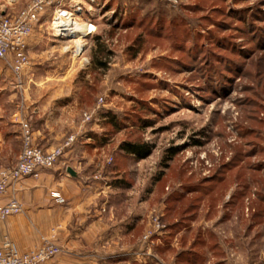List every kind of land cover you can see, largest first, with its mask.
Instances as JSON below:
<instances>
[{
  "label": "rangeland",
  "instance_id": "1",
  "mask_svg": "<svg viewBox=\"0 0 264 264\" xmlns=\"http://www.w3.org/2000/svg\"><path fill=\"white\" fill-rule=\"evenodd\" d=\"M28 1L0 0V10ZM95 2L96 29L81 57L71 56V42L52 40L42 20L30 60L38 74L58 77L51 82L59 88L76 90V122L98 106L87 124L97 136L150 147L139 158L146 191L157 175L163 192L179 194L190 172L199 182L223 163L238 174L264 165V0ZM105 53L106 66L96 67L94 58ZM7 97L3 114L19 106L18 97L11 105ZM10 145L20 152L21 138Z\"/></svg>",
  "mask_w": 264,
  "mask_h": 264
},
{
  "label": "crops",
  "instance_id": "2",
  "mask_svg": "<svg viewBox=\"0 0 264 264\" xmlns=\"http://www.w3.org/2000/svg\"><path fill=\"white\" fill-rule=\"evenodd\" d=\"M40 31L35 26L28 38L29 60ZM38 64L30 60L16 78L0 61V99L7 94L9 105L20 100L8 114L0 106V169L17 159L10 143L21 138L23 122L33 144L44 150L62 145L78 129L76 90L53 84L54 74H38ZM95 127L90 123L51 169L0 195V207L12 198L22 206L20 213L0 218V248L8 240L25 252L48 238L61 251L43 264H264V202L258 204L264 185L246 180L248 191L239 198L243 181L227 174L226 187L203 194L200 204H184L181 219V204L165 202L169 193L159 175L146 191L143 159L100 138ZM193 175L186 177L193 181ZM260 175L264 183V169ZM155 217L163 226L144 239Z\"/></svg>",
  "mask_w": 264,
  "mask_h": 264
},
{
  "label": "built area",
  "instance_id": "3",
  "mask_svg": "<svg viewBox=\"0 0 264 264\" xmlns=\"http://www.w3.org/2000/svg\"><path fill=\"white\" fill-rule=\"evenodd\" d=\"M96 0H29L17 11L6 13L0 10V60L8 65L16 78L29 66L27 41L37 24L44 20L49 34L56 42H71L66 46L73 58H78L84 52L85 40L96 29L92 20ZM175 3L176 0H164ZM88 2V3H87ZM86 16H83V15ZM47 16V17H46ZM81 26V30L77 29ZM99 98V102H102ZM98 106L89 112H83L76 132L70 134L62 145L44 150L33 144L31 131L27 122L22 123L21 150L15 163L0 169V195L9 186L24 177L37 176L39 170L51 169L65 148L70 147L78 135L86 132L87 124L92 120ZM21 204L10 199L0 207V218L20 213ZM154 229L148 230L144 239H148L153 230L163 225L158 217L153 219ZM61 248L48 238H42L39 246L25 252L17 251L6 240L0 248V264H43L58 254Z\"/></svg>",
  "mask_w": 264,
  "mask_h": 264
},
{
  "label": "trees",
  "instance_id": "4",
  "mask_svg": "<svg viewBox=\"0 0 264 264\" xmlns=\"http://www.w3.org/2000/svg\"><path fill=\"white\" fill-rule=\"evenodd\" d=\"M96 51L99 52V54H103V52L105 51V47L102 44H98ZM106 54L104 55V57H99L96 56L94 58V63L95 66L98 68H104L106 66ZM107 116V115H106ZM108 119L114 124H116L115 122V118L114 116H107ZM106 139V138H103ZM119 149L123 150L126 153H130L133 154L134 156L138 157V158H142L145 157L146 155L149 154L150 152V147L146 144H140L137 142H133V141H123L121 142V144H119ZM174 150L170 149L169 151V155L166 157V160H170L172 159L173 155H174ZM263 163L256 164L255 166H248L247 169H244L247 171L248 173V177L246 176V172L245 173H236L233 171L234 165L233 163H223L222 166H220L219 169H217L214 173H212L209 177H203L199 180V182H194L191 181L190 177H187V179L189 180V182L186 181L185 184V189L183 190V192L179 193V194H175V192H170L166 199L165 202L167 204H178L179 202L184 204H200L201 202V197L203 194H209L212 193V190H215L218 185L219 187L225 186L228 184L227 179H226V175L227 174H234L236 179H240L243 181V188L242 190L238 193V197H242L247 191H248V187H249V183H246V180L252 181V182H258V177H260L258 175V173H260L261 170H263L262 168H264V165L262 166ZM167 167V166H166ZM262 177V176H261ZM225 179V180H224ZM223 180L225 181L223 183ZM229 181V180H228ZM189 183V184H187ZM194 190L196 192V195H193L192 197L190 196H186L187 192H190ZM260 202L258 204H261V202H264V196L259 194L258 195ZM184 204H181V207L184 206ZM184 207H182L181 211H180V217H182L181 219H183V214H184Z\"/></svg>",
  "mask_w": 264,
  "mask_h": 264
},
{
  "label": "water",
  "instance_id": "5",
  "mask_svg": "<svg viewBox=\"0 0 264 264\" xmlns=\"http://www.w3.org/2000/svg\"><path fill=\"white\" fill-rule=\"evenodd\" d=\"M68 173L70 174V175H75V173H74V171L71 169V168H68Z\"/></svg>",
  "mask_w": 264,
  "mask_h": 264
},
{
  "label": "bare ground",
  "instance_id": "6",
  "mask_svg": "<svg viewBox=\"0 0 264 264\" xmlns=\"http://www.w3.org/2000/svg\"><path fill=\"white\" fill-rule=\"evenodd\" d=\"M81 28H82L81 26H77V29H78V30H81Z\"/></svg>",
  "mask_w": 264,
  "mask_h": 264
}]
</instances>
